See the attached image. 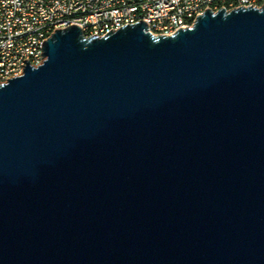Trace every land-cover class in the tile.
Masks as SVG:
<instances>
[{"label":"water","instance_id":"obj_1","mask_svg":"<svg viewBox=\"0 0 264 264\" xmlns=\"http://www.w3.org/2000/svg\"><path fill=\"white\" fill-rule=\"evenodd\" d=\"M146 29L0 83V264H264V4Z\"/></svg>","mask_w":264,"mask_h":264},{"label":"built area","instance_id":"obj_2","mask_svg":"<svg viewBox=\"0 0 264 264\" xmlns=\"http://www.w3.org/2000/svg\"><path fill=\"white\" fill-rule=\"evenodd\" d=\"M264 0H0V83L20 75L18 61L40 65L42 42L62 20L85 36H103L139 20L152 35H172L191 27L204 10L260 7ZM43 56V57H41Z\"/></svg>","mask_w":264,"mask_h":264},{"label":"bare ground","instance_id":"obj_3","mask_svg":"<svg viewBox=\"0 0 264 264\" xmlns=\"http://www.w3.org/2000/svg\"><path fill=\"white\" fill-rule=\"evenodd\" d=\"M66 26H69V20H62L61 21V28H65ZM26 62L28 60H19L18 61V71H23L24 66L26 65Z\"/></svg>","mask_w":264,"mask_h":264}]
</instances>
